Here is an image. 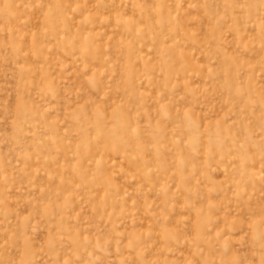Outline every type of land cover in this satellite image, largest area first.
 Returning a JSON list of instances; mask_svg holds the SVG:
<instances>
[{"label":"rangeland","instance_id":"1","mask_svg":"<svg viewBox=\"0 0 264 264\" xmlns=\"http://www.w3.org/2000/svg\"><path fill=\"white\" fill-rule=\"evenodd\" d=\"M0 264H264V0H0Z\"/></svg>","mask_w":264,"mask_h":264}]
</instances>
